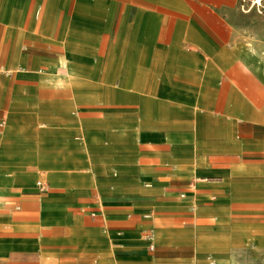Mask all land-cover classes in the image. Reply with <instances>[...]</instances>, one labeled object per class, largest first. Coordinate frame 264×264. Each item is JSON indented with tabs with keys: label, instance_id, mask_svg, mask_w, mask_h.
Listing matches in <instances>:
<instances>
[{
	"label": "crops",
	"instance_id": "0c3cea01",
	"mask_svg": "<svg viewBox=\"0 0 264 264\" xmlns=\"http://www.w3.org/2000/svg\"><path fill=\"white\" fill-rule=\"evenodd\" d=\"M240 2L0 0V264L264 250V26Z\"/></svg>",
	"mask_w": 264,
	"mask_h": 264
},
{
	"label": "rangeland",
	"instance_id": "374dc122",
	"mask_svg": "<svg viewBox=\"0 0 264 264\" xmlns=\"http://www.w3.org/2000/svg\"><path fill=\"white\" fill-rule=\"evenodd\" d=\"M247 13L249 17H240L238 21L243 27L247 29L258 30L264 26V0H241L238 4V14ZM239 16V15H238ZM246 45L255 50L251 38H246ZM259 50V49H258ZM80 237H83L80 236ZM261 245L256 244H240L237 245L236 254L233 257L234 264H264V254ZM207 257L205 264H211L213 259V250H206ZM222 260H216L215 264L222 263ZM225 263H227L225 261Z\"/></svg>",
	"mask_w": 264,
	"mask_h": 264
},
{
	"label": "built area",
	"instance_id": "2783aa9c",
	"mask_svg": "<svg viewBox=\"0 0 264 264\" xmlns=\"http://www.w3.org/2000/svg\"><path fill=\"white\" fill-rule=\"evenodd\" d=\"M145 238L149 240V247L153 246L152 239H153V232L151 230H148L144 234Z\"/></svg>",
	"mask_w": 264,
	"mask_h": 264
}]
</instances>
